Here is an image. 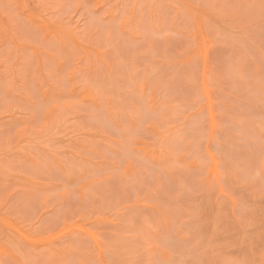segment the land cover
I'll return each mask as SVG.
<instances>
[{
  "label": "rangeland",
  "instance_id": "374dc122",
  "mask_svg": "<svg viewBox=\"0 0 264 264\" xmlns=\"http://www.w3.org/2000/svg\"><path fill=\"white\" fill-rule=\"evenodd\" d=\"M0 264H264V0H0Z\"/></svg>",
  "mask_w": 264,
  "mask_h": 264
}]
</instances>
